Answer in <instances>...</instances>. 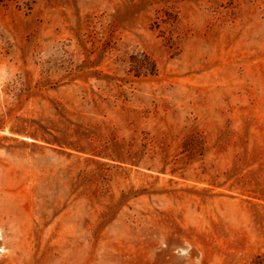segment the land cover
<instances>
[{
	"label": "rangeland",
	"instance_id": "obj_1",
	"mask_svg": "<svg viewBox=\"0 0 264 264\" xmlns=\"http://www.w3.org/2000/svg\"><path fill=\"white\" fill-rule=\"evenodd\" d=\"M0 264H264V0H0Z\"/></svg>",
	"mask_w": 264,
	"mask_h": 264
},
{
	"label": "trees",
	"instance_id": "obj_2",
	"mask_svg": "<svg viewBox=\"0 0 264 264\" xmlns=\"http://www.w3.org/2000/svg\"><path fill=\"white\" fill-rule=\"evenodd\" d=\"M153 68L154 67V63H153ZM154 72V69H152L150 71V74L152 75ZM84 134H80V136H83ZM50 144L53 145H57L60 148H66V149H70V150H76V151H85L87 150L85 147L81 146L79 143H77V141H73V137L70 135L64 139H53L49 142Z\"/></svg>",
	"mask_w": 264,
	"mask_h": 264
}]
</instances>
